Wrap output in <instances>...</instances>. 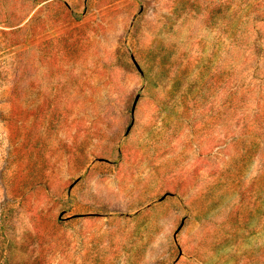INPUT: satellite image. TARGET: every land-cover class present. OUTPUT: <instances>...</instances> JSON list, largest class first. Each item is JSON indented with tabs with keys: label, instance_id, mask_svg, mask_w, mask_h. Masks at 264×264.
Masks as SVG:
<instances>
[{
	"label": "rangeland",
	"instance_id": "rangeland-1",
	"mask_svg": "<svg viewBox=\"0 0 264 264\" xmlns=\"http://www.w3.org/2000/svg\"><path fill=\"white\" fill-rule=\"evenodd\" d=\"M0 264H264V0H0Z\"/></svg>",
	"mask_w": 264,
	"mask_h": 264
}]
</instances>
